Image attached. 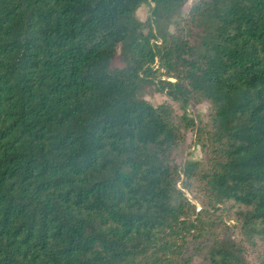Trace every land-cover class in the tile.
Returning a JSON list of instances; mask_svg holds the SVG:
<instances>
[{
    "label": "trees",
    "instance_id": "1",
    "mask_svg": "<svg viewBox=\"0 0 264 264\" xmlns=\"http://www.w3.org/2000/svg\"><path fill=\"white\" fill-rule=\"evenodd\" d=\"M187 2L0 0V264H264V0Z\"/></svg>",
    "mask_w": 264,
    "mask_h": 264
},
{
    "label": "rangeland",
    "instance_id": "2",
    "mask_svg": "<svg viewBox=\"0 0 264 264\" xmlns=\"http://www.w3.org/2000/svg\"><path fill=\"white\" fill-rule=\"evenodd\" d=\"M195 0H188L185 10H188L191 4ZM150 4L144 3L140 7L137 8L135 14L136 16L142 20L146 21L149 13H150ZM146 98L150 100L154 104L161 103L164 100V94L160 92L155 93H146ZM208 111V104L205 102L201 103H192L187 108V113L194 118L195 121L198 122L199 119L205 117ZM189 146L185 149L183 154V160L190 158V159H201L204 155L201 145L195 142V138L193 133L189 135ZM183 178V177H182ZM181 183V182H180ZM181 185V184H180ZM187 195L191 198L189 193Z\"/></svg>",
    "mask_w": 264,
    "mask_h": 264
}]
</instances>
